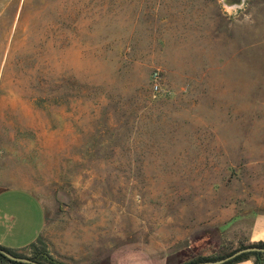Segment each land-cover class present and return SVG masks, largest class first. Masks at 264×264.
Here are the masks:
<instances>
[{
    "label": "rangeland",
    "instance_id": "obj_1",
    "mask_svg": "<svg viewBox=\"0 0 264 264\" xmlns=\"http://www.w3.org/2000/svg\"><path fill=\"white\" fill-rule=\"evenodd\" d=\"M235 2L0 0V188L38 196L35 248L52 264L248 245L264 205V0Z\"/></svg>",
    "mask_w": 264,
    "mask_h": 264
},
{
    "label": "crops",
    "instance_id": "obj_2",
    "mask_svg": "<svg viewBox=\"0 0 264 264\" xmlns=\"http://www.w3.org/2000/svg\"><path fill=\"white\" fill-rule=\"evenodd\" d=\"M45 223V212L38 196L21 186L0 188V245L11 249H22L33 243ZM264 241V205L262 213L257 215L250 226L246 244ZM126 254L114 255L112 264H182L174 261L168 252L167 244H134ZM197 257V256H195ZM194 257L190 256L187 261ZM0 264H11L2 263ZM229 264H255L254 257H248Z\"/></svg>",
    "mask_w": 264,
    "mask_h": 264
},
{
    "label": "trees",
    "instance_id": "obj_3",
    "mask_svg": "<svg viewBox=\"0 0 264 264\" xmlns=\"http://www.w3.org/2000/svg\"><path fill=\"white\" fill-rule=\"evenodd\" d=\"M36 240L33 243H31L29 246H27L26 248H22V249H11V248H8V247L0 245V251H6V252H9V253L14 254L16 256H24L23 251L25 249L33 248L34 249L33 255L29 257L31 260H33L35 262H41L42 264H52L54 262V260L50 259V257H48L47 254H44L43 251L35 248ZM248 245H252V246H255V247L260 248V249L259 250H254V251L243 252V253L234 255L233 257H230L229 259L225 260L221 264H229V263H232V262H235V261L246 259V258L251 257V256L254 257L255 264H258V262H257L258 258H260L261 255L264 253V241H258V242H254V243H251V244H248ZM248 245H240L238 248L230 251L227 254H224V255H222L220 257H217V258L204 257L203 256V257L198 258L196 260L189 261L187 263H182V264H191V263H195V262H199V261H205V260H215V259L227 256V255H230L233 252H235L236 250H238L239 248H243V247L248 246ZM0 262H2V263H11V264H31V263H25V262H19V261H15V260H10L7 257H5L1 252H0ZM261 263H264V260H260L259 264H261Z\"/></svg>",
    "mask_w": 264,
    "mask_h": 264
},
{
    "label": "water",
    "instance_id": "obj_4",
    "mask_svg": "<svg viewBox=\"0 0 264 264\" xmlns=\"http://www.w3.org/2000/svg\"><path fill=\"white\" fill-rule=\"evenodd\" d=\"M260 248H257L255 246L252 245H248L245 246L243 248H239L238 250H236L235 252H233L230 255L215 259V260H205V261H199V262H195V263H191V264H221L223 263L225 260L229 259L230 257H233L234 255L243 253V252H248V251H254V250H259ZM5 257H7L10 260H15V261H19V262H25V263H31V264H41L38 262H35L33 260H31L28 257H24V256H16L14 254H11L9 252L6 251H0Z\"/></svg>",
    "mask_w": 264,
    "mask_h": 264
},
{
    "label": "bare ground",
    "instance_id": "obj_5",
    "mask_svg": "<svg viewBox=\"0 0 264 264\" xmlns=\"http://www.w3.org/2000/svg\"><path fill=\"white\" fill-rule=\"evenodd\" d=\"M241 0H237V2H235V4H240Z\"/></svg>",
    "mask_w": 264,
    "mask_h": 264
},
{
    "label": "built area",
    "instance_id": "obj_6",
    "mask_svg": "<svg viewBox=\"0 0 264 264\" xmlns=\"http://www.w3.org/2000/svg\"><path fill=\"white\" fill-rule=\"evenodd\" d=\"M154 87H155V88H157V87H158V86H157V83H155Z\"/></svg>",
    "mask_w": 264,
    "mask_h": 264
}]
</instances>
